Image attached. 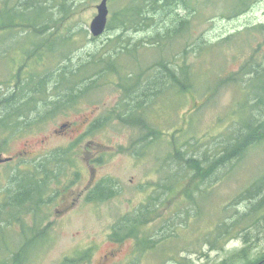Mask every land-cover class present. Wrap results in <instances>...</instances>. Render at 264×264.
I'll return each mask as SVG.
<instances>
[{"label":"rangeland","instance_id":"obj_1","mask_svg":"<svg viewBox=\"0 0 264 264\" xmlns=\"http://www.w3.org/2000/svg\"><path fill=\"white\" fill-rule=\"evenodd\" d=\"M22 1L0 0V9ZM126 2L109 1L108 22ZM50 3L53 22L45 37L37 35L45 39L55 33L49 45L59 46L58 51L41 54L34 49L35 36L18 29L0 33V116L4 99H20V90L40 81L46 82V91L35 97L45 114L43 104L57 99L53 77L60 67L87 79L77 83L76 103H65L47 119L34 123L31 117L7 127L0 123V159L16 156L26 142L46 139L36 159H48L49 172L38 174L48 180V189L37 209L13 217L16 210L5 205L36 167L20 160L0 162V213L5 217L0 260L14 264L26 246L22 264H221L242 261L233 256L244 249L246 260H263L264 210L255 214L246 197L264 181V143L216 168L213 179L199 185L196 172L185 164L219 157L248 113L247 103H253L249 92L264 84L252 81L245 91L243 83H224L264 57V0H177L155 18L156 26L125 33L117 48L113 40L122 30H107L99 38L91 34L101 0ZM179 17L189 21L188 31L159 47L156 40ZM124 45L129 50L118 48ZM108 62H113L111 71L85 75L91 67L105 70ZM163 64L176 80L187 71L193 88L181 92L171 80L159 90L152 80L168 74ZM66 85L61 83L59 97L71 93ZM130 116L149 124L151 135L127 124ZM62 125H67L65 132L55 134ZM58 159L63 162L55 164ZM103 180L112 182V195L90 201L89 188ZM144 211L150 220L138 227L136 237L121 242L112 237L123 219L133 221ZM242 216L248 230L227 237L225 226ZM147 242H153L151 249Z\"/></svg>","mask_w":264,"mask_h":264},{"label":"trees","instance_id":"obj_2","mask_svg":"<svg viewBox=\"0 0 264 264\" xmlns=\"http://www.w3.org/2000/svg\"><path fill=\"white\" fill-rule=\"evenodd\" d=\"M47 1L51 2V0ZM126 1V4L122 8H120L119 11L115 12L113 21L110 20L108 22L107 30H122V32L124 33L113 40V42H115L113 43V45H115L114 48H117L116 46L119 43V45L122 44L123 35H125V33L129 31H144L148 27L156 26L157 22L155 18L159 16L160 13H163V10L170 9L177 2V0ZM23 2L24 1L20 3V6L12 8L6 4L7 6L3 7V9H0V33L6 32L7 30L10 31L12 29H18L21 32L26 33L27 35L31 34L35 36L34 49L43 51L40 52L41 54L45 53L46 51L47 53L58 51L59 46L53 49L49 45V42L51 40L57 39L55 37V33L49 35L47 37L48 39H41V37L37 35V33H42V36L45 37L46 28H48V26H50L53 22V11L55 7H53L51 3L49 5V2H44V0H26V2ZM160 2H162V4H160ZM187 6L188 4H186V8ZM61 8H63V10H66V6H61ZM153 19L155 20V22L153 21ZM188 26L189 21L183 17H179L176 26L169 30L165 37L156 40L157 45H159V47L165 46L166 41L173 40L178 35L187 32ZM56 41L58 42V40ZM118 48H122L125 51L129 50V47L126 45L118 46ZM112 63L113 62H108L105 70H97L96 67H91V72H87V74L85 75H91L96 72L98 73L96 74V76L99 77L103 72L111 71V69H113ZM163 65L164 70L167 71L168 74H165L162 71L163 74H157L156 76H153V80L150 79L153 83H155L156 86L159 87V90L164 88L167 82L171 80L176 81V85L183 89V91L181 92H184L186 89L191 90L193 88V86L189 84L191 80H187V71L183 70L182 75L186 81H183V78V80H176L175 73L170 68H168L167 65ZM67 70L68 68L66 69V67H60L55 71V77H53L55 80V86L53 87V90L55 91L54 96L57 99L51 101L50 103L44 101L46 102V104H43L44 109L48 106V108L45 110V114H42L38 109V103L40 101H38L37 97H35V94L45 93L46 91V89L44 88L46 86V82L40 81L33 84V86L29 89L23 88L22 90H20L18 92L21 93V95H19L20 99H18V95L16 97L17 100L14 96V99H12V97L10 96L7 99H4L5 102L3 103V112L5 113L0 116V123H2L3 126L7 127L12 121L17 124H22L25 121H29V118L31 119V117L34 123H39V121L47 119L48 116L54 115V113L58 109L64 107L65 103H76L79 96H77L76 98L73 93L77 90V83L78 81H80V79L87 78H80L77 72H68ZM245 78H247V80H245ZM256 80H264V57L262 60H260V62L256 64L245 65L234 78L229 77L227 80H225L226 82L224 83H243L241 87L243 86L245 91L246 89L250 91V82ZM63 82L67 84V89L71 92L70 94L64 96L65 98L63 96L59 97L60 95L58 94L61 88L60 85ZM22 98H24V100L20 101ZM247 98L252 100L253 103H247L248 113L246 114V116H244V120H242L239 128L231 136V139H229L223 147V151L221 152L219 157L213 160H209L210 162H207L206 160L205 163H202L201 161L195 159H189L188 161H186L185 167L190 168L196 172L195 178L199 179L198 185L201 184V182L206 181V178L213 179L214 171L216 170V168L218 169L219 167L225 166L226 164L241 160L251 147L256 145L258 146L264 143V84H262L257 89L255 88L253 92H249ZM48 111L50 112L48 113ZM125 121L127 124H132L140 127L143 131L150 130L147 135H151L152 129L149 127V124L146 125V122L142 118L137 116H130L127 117ZM183 159L184 158L179 155L178 160L182 161ZM61 162H63V159H58L56 161V163L58 164H60ZM204 164L211 165V168L205 169ZM57 169H60V167H58ZM40 170H42L41 172L45 173L44 176L49 175L47 169H35L34 172L27 178L28 180L25 179V181H22L19 189L14 193L12 198H10V201L6 203L5 206L8 205L9 207L13 208V210H16L13 217H16L18 212L22 213L23 211L27 210L26 213H30L31 211L36 210L40 202L43 201V196L48 189V180L39 178L40 176L38 174ZM111 185V181H104L102 185H99L98 188H96L89 196V200L98 202L106 200L107 197L112 195ZM255 189V192L253 194H250L249 197L246 198L248 199V201H251L248 203V206H252L255 214H257L259 212L261 213L264 210V181L261 184H257ZM4 219V215H1L0 213V225L4 221ZM130 220H127L125 218L119 224V227H116L112 235V237L115 238L116 241L121 242L127 237H136L138 234L137 231H139L138 227L143 226L146 222H149L150 218H148V213L146 214V212L144 211L133 218V221ZM244 222H248L245 216H242L237 220L234 219L233 222L225 226L223 230L225 232V235L227 237H230L233 234H238L239 231H246L248 227L246 224H244ZM221 231L222 230L219 227L217 229V232H220L218 234L219 236L221 235V233H224ZM243 234H245L246 236L249 235V233ZM150 243L153 244V242ZM150 243L147 242L149 249L152 248V246H150ZM27 247L28 246H26L25 249L22 248L20 252L15 256V261L13 262L14 264L23 263L22 254L23 252H25ZM147 248L148 247H145V249ZM233 257L235 259L239 257L238 259H241L242 261H232L231 263L224 262L221 264H256V262H258L256 261L253 263L246 260L248 258L247 249L242 250L239 254L234 255ZM0 264L6 263L0 260ZM68 264L75 263L73 260H70Z\"/></svg>","mask_w":264,"mask_h":264},{"label":"flooded vegetation","instance_id":"obj_3","mask_svg":"<svg viewBox=\"0 0 264 264\" xmlns=\"http://www.w3.org/2000/svg\"><path fill=\"white\" fill-rule=\"evenodd\" d=\"M66 128H67V125H62V126H60L59 129L55 130L54 132H55V134H61V133H64L65 132V129ZM79 132L80 131H78V134H79ZM45 143H46V139H42L39 142H36L34 145L32 143H30V142H26V143H24L22 145L21 150L17 153L16 156H14V157H8V158H6L4 160L3 159H0V161L6 163V162H14L16 160H20L22 162L31 163L32 165H34V167H36L35 169H42V168H44V169H47L48 170V167H47V164H48L47 160L48 159H44L43 161H40V162H39V160L36 159V157L39 156V155L36 154L37 150H40V148ZM45 155H47V153ZM103 182H104V180L102 182L96 184V185L95 184L91 185V187L89 188L90 191H89L88 197ZM256 264H264V259L263 260H259L258 262H256Z\"/></svg>","mask_w":264,"mask_h":264},{"label":"water","instance_id":"obj_4","mask_svg":"<svg viewBox=\"0 0 264 264\" xmlns=\"http://www.w3.org/2000/svg\"><path fill=\"white\" fill-rule=\"evenodd\" d=\"M109 1L101 0V3L97 6L98 14L90 25V31L93 37L99 38L107 31L108 20H109ZM2 162V161H0Z\"/></svg>","mask_w":264,"mask_h":264}]
</instances>
